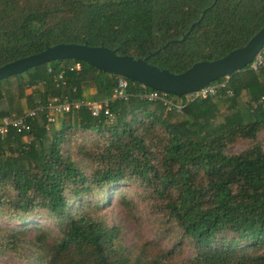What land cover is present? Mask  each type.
<instances>
[{
  "label": "trees",
  "instance_id": "obj_1",
  "mask_svg": "<svg viewBox=\"0 0 264 264\" xmlns=\"http://www.w3.org/2000/svg\"><path fill=\"white\" fill-rule=\"evenodd\" d=\"M263 24L264 0H0V65L62 42L104 46L176 73L242 45ZM227 75L231 94L193 99L179 111L138 97L149 88L129 79L128 97L111 98L118 75L77 59L1 78L0 117L19 116L22 95L26 108L49 96L106 98L111 114L79 107L53 128L35 110L28 132L0 136V215L22 222L44 210L59 232L34 225L32 264H264V149L256 140L264 65ZM69 119L95 134L74 150ZM236 139L247 146L227 153ZM128 181L153 194L151 207L176 236L169 247L142 240L127 249L118 227L96 214L106 189ZM5 231L0 250L15 251L27 227Z\"/></svg>",
  "mask_w": 264,
  "mask_h": 264
},
{
  "label": "rangeland",
  "instance_id": "obj_2",
  "mask_svg": "<svg viewBox=\"0 0 264 264\" xmlns=\"http://www.w3.org/2000/svg\"><path fill=\"white\" fill-rule=\"evenodd\" d=\"M5 81L2 79L0 82ZM29 88L25 87L23 93H28ZM244 95H241V99ZM18 104L20 110L26 108V100L22 95ZM66 117L64 115H57L51 123L53 128H58L60 124L65 123ZM69 134L66 136L70 139L68 147L74 150V143L82 142L87 144L95 134L89 130L81 131L78 127L71 124ZM256 140L264 149V128L256 132ZM248 140L236 139L229 143L225 151L227 153H235L245 146ZM62 147H65L63 144ZM78 161L79 158H74ZM81 165L87 167L88 163L84 160L80 161ZM106 198L99 204L96 214L101 216L107 225H114L118 227L117 240L127 249H131L134 244L142 240H151L163 247H169L175 241L173 230L168 225L162 222L163 216L156 214V209L151 207V200L147 197L153 194L149 193L145 187L139 186L137 183L128 181L118 186H112L106 189ZM120 193L123 194L121 199ZM90 199H97L95 196ZM127 204V205H124ZM25 225L27 232L17 244L15 251L0 250V264H32L31 255V240L33 235L34 225L42 226L50 232V236L55 237L59 235L55 220L50 217L44 210L35 211L28 218L22 222L16 221L14 218H9L6 215H0V234L6 233V228L14 226ZM190 253L188 246L183 247L182 256Z\"/></svg>",
  "mask_w": 264,
  "mask_h": 264
},
{
  "label": "water",
  "instance_id": "obj_3",
  "mask_svg": "<svg viewBox=\"0 0 264 264\" xmlns=\"http://www.w3.org/2000/svg\"><path fill=\"white\" fill-rule=\"evenodd\" d=\"M185 34L181 36L184 37ZM264 43V24L240 46L230 49L220 57L197 60L184 70L172 73L147 63L144 58L116 54L104 46L79 43H55L45 48L0 65V79L26 68L51 60L77 59L109 73L135 81L149 89L179 96L222 75L243 68Z\"/></svg>",
  "mask_w": 264,
  "mask_h": 264
},
{
  "label": "built area",
  "instance_id": "obj_4",
  "mask_svg": "<svg viewBox=\"0 0 264 264\" xmlns=\"http://www.w3.org/2000/svg\"><path fill=\"white\" fill-rule=\"evenodd\" d=\"M264 65V43L259 47V49L252 55L251 59L246 63L244 67L249 70L256 71L259 67ZM78 68V62H73L69 67ZM48 70V69H47ZM228 75H222L208 83L200 86L196 90L183 93L179 96L160 92L157 90L149 89L143 90L137 94L138 97L145 99L147 101H160L165 105L166 109H174L179 111L188 101L193 99H202L205 97L213 96L219 91H223L226 94H231L230 89L227 87V77ZM57 81L54 85L57 86L61 79V73L58 72L55 75ZM140 84V83H139ZM140 86H144L140 84ZM128 88L127 79L122 76H117L115 78V85L112 89L111 98H120L125 100L129 93L126 91ZM79 107H84L89 111L91 115H96L99 112H102L104 115L111 116L107 110V99H88V98H79V99H68L66 96L57 97L49 96L46 97L43 101L39 99L35 100V103L32 107L26 108L19 116L4 115L0 117V136L4 135L8 129L12 128L16 132L25 133L30 129L29 118L33 115L35 110L43 109L45 111V120L47 122L54 121L57 115H61L65 112L72 111ZM29 139L24 140L22 148H26L25 144Z\"/></svg>",
  "mask_w": 264,
  "mask_h": 264
},
{
  "label": "crops",
  "instance_id": "obj_5",
  "mask_svg": "<svg viewBox=\"0 0 264 264\" xmlns=\"http://www.w3.org/2000/svg\"><path fill=\"white\" fill-rule=\"evenodd\" d=\"M263 78H264V75H263Z\"/></svg>",
  "mask_w": 264,
  "mask_h": 264
}]
</instances>
